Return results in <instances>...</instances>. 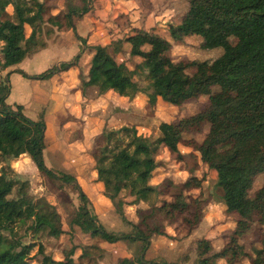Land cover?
I'll return each mask as SVG.
<instances>
[{
    "label": "trees",
    "instance_id": "1",
    "mask_svg": "<svg viewBox=\"0 0 264 264\" xmlns=\"http://www.w3.org/2000/svg\"><path fill=\"white\" fill-rule=\"evenodd\" d=\"M60 10L54 14L45 0H0V40H2L1 68L18 63L26 55L45 46V39L56 30H74L73 20L80 18L91 8L90 0H61ZM184 18L174 27L178 35H198L206 37L209 30H215L216 36L205 38L201 45L221 47L222 53L211 61H172L167 55L168 42L161 40L160 46L149 42L147 50H141L145 43L141 34L138 42L129 38L130 53L141 60L137 68L145 72V89L139 88L133 79L136 67L128 68L123 62H117L106 46L95 47L86 74H78L81 86L106 83L120 96L132 97L137 92L147 96L150 105L156 96L166 97V88L182 78L181 71L192 67L191 75L184 78V89L173 91L170 102L174 105L191 98L204 86L217 85L223 91H231L236 85L240 90L233 96L224 92L210 95L205 108L194 117L181 118L169 126L170 133L185 130L198 116L209 118L207 142L203 150L214 151L218 145L230 143L226 160L216 161L212 166L227 173L220 201L225 211L236 204L238 221H247L253 217L264 216V186L261 192L248 197L243 186L244 179L251 171H264V0H185ZM11 6L10 18L5 6ZM29 28L27 36L24 27ZM3 33L5 34L3 36ZM237 34L233 45L226 44V37ZM179 37V36H178ZM80 39V38H79ZM73 61L51 66L37 76H31L16 70L26 78H45L74 65ZM8 93L6 80L0 82V163L7 158H16L27 154L40 175L48 177L56 185L60 182H74V178L64 172H54L46 167L42 151L45 148L43 138L44 121L39 113L35 119L29 118L20 104L5 101ZM92 147L88 157L93 163L95 181L103 185L112 210L129 228L114 232L104 228L97 218L87 209V197L76 183L71 185L77 190L78 205L68 221L70 229L75 228L81 235L100 239L107 243L121 241L134 243L136 250L132 258L119 257L114 264H174L163 260L139 259L146 250L151 235H164V223H172L174 213H182L189 202L181 192L171 201H162L159 205L151 203L153 196L165 194L171 182L161 180L150 184L149 180L157 167L155 154L157 145L163 143L172 150L175 144L168 136L154 140L143 138L134 126L121 125L117 128L94 129ZM254 136L244 150L238 142L245 137ZM3 171L0 169V175ZM198 180L190 176L187 185L196 187ZM28 181L6 178L0 183V231L6 230L13 236L6 238L0 234V264H29L31 249L36 246L34 264H97V260L106 253L96 244L74 246L63 252L61 259L55 260L43 251L40 244H23L15 236V230L23 226L31 232L44 231L52 237H59L62 230L60 216L55 208L44 198H32L28 193ZM14 189V190H13ZM13 190V192H12ZM126 191L132 199L130 204L148 203L146 210L135 209L137 220L125 218L122 206L125 203L121 192ZM193 218L185 219L194 226L199 219L198 201H193ZM197 210L199 211L197 213ZM208 239L195 240L192 264H206L201 259L208 257L210 264H240L247 259L248 264H264V244L252 254L237 249L212 251ZM78 249L75 259L73 252ZM185 256L181 258L184 262Z\"/></svg>",
    "mask_w": 264,
    "mask_h": 264
},
{
    "label": "rangeland",
    "instance_id": "2",
    "mask_svg": "<svg viewBox=\"0 0 264 264\" xmlns=\"http://www.w3.org/2000/svg\"><path fill=\"white\" fill-rule=\"evenodd\" d=\"M108 0H103V6L107 5ZM110 1V0H109ZM182 5L178 12L177 18L183 19L184 15L181 12L186 10L185 0H181ZM50 8V13L54 14L60 10L61 0H45ZM97 0H90L91 8L95 5ZM5 11L10 18L11 6L6 5ZM183 16V17H182ZM176 21H172L168 28L164 31L168 35L167 38L159 36L154 32L144 34V40L149 42L152 46H160L161 40L168 42L169 46L166 50V55L172 61H211L222 53L221 47H211L201 45L205 38H212L216 36L215 30H209L207 36L201 37L198 35H178L174 31ZM180 23V22H179ZM178 23V24H179ZM29 28L24 27V34L27 36ZM5 34L3 33V36ZM164 36V35H163ZM178 36L181 39H178ZM49 37V36H48ZM137 37V36H136ZM131 38V41L137 39ZM237 34H231L226 37V44L233 45L236 41ZM128 41V40H127ZM148 47L147 44H145ZM2 40H0V49ZM130 49V48H129ZM131 59V58H130ZM127 58L125 61L130 65V68L136 67ZM1 64V53H0ZM6 68V67H5ZM0 67V82H4L3 70ZM193 72L192 67H188L181 71L182 78L176 79L174 85L166 88L164 98L160 96L159 104L157 103V96L154 103L150 105L147 101L145 92V103L138 102L137 106L140 110L132 113L126 111L124 115H120L119 121H113L111 126H100V128H117L121 125L134 126L137 133H139L146 140H154L157 137L168 136L175 144V150H172L163 143L157 145L155 161L157 163L156 169L153 172L149 183L156 184L157 180L168 179L171 184L165 194L153 196L151 203L159 205L162 201H171L178 192H181L186 201L189 202L188 208L182 213H174L172 223H164V235H151L149 244L143 253V258L146 260H163L165 262H174V264H192L194 259L195 240L200 238L208 239L212 246V251L215 250H230L237 249L252 254L255 249L260 248L264 244V216L253 217L247 221H238L235 213L237 205L235 204L229 212L225 211V207L221 206L220 196L225 190L224 182L227 179V173L221 169L214 168L212 165L219 160H226L228 157L227 149L230 143L218 145L214 151H204L203 145L207 142V132L209 125V118L206 115L198 116L186 125V129L177 133H170L169 126L176 123L181 118L195 117L196 114L202 111L210 95H215L219 92H224L230 96L235 95L240 90V86L236 85L231 91H223L217 85L205 84L199 88L194 95L182 101L181 103L170 106L169 99H172L173 91H182L184 89V78L190 76ZM145 72L136 67L133 79L141 89H145L146 80L144 79ZM142 93V92H141ZM12 94V93H11ZM13 95L9 96V101H12ZM156 100V101H155ZM162 101V102H161ZM128 112V113H127ZM144 115L150 117L143 118ZM155 118H154V117ZM37 117V116H36ZM97 128V127H95ZM78 125H74L72 129L65 130L63 137L55 139L58 144L48 148L45 152L44 164L54 172H64L74 178L75 183L79 189L87 197V209L90 214H93L98 222L106 229L114 232L126 231L128 226L123 223L118 215L112 210L110 202L102 195L103 189L92 185L89 178L93 174V163L88 157V151L92 147L93 135L82 137ZM257 139L254 136H248L240 140L237 144L240 150H244L253 140ZM48 153V154H47ZM24 157L19 155L16 158H7L0 163V169L3 173L0 175V183L6 178H15L19 180L28 181V193L32 198H44L51 204L60 216L63 225V233L59 237H52L44 231L31 232L26 230L23 226L16 228L15 236L21 243L40 244L43 251L49 254L53 259L59 260L64 251L72 248L82 247L85 244H96L99 247L108 249V245L104 241L90 236L81 235L77 229L68 227V221L73 216L76 206L79 203L77 198V190L73 188V182H67L56 185L44 175H40L35 165L32 163L28 155ZM63 156V157H62ZM78 158L77 165L81 167L79 173L71 174L67 171L66 165L72 164L74 157ZM51 159H50V158ZM50 161V163H49ZM64 162H68L64 166ZM75 163V161H74ZM51 165V166H49ZM65 168H63V167ZM77 167L76 165H71ZM193 176L198 180V186L193 187L187 185V179ZM160 182V181H158ZM243 186L248 197L259 194L264 186V171H251L244 179ZM14 190V189H13ZM12 190V192H13ZM124 200L122 206L123 214L126 219L136 221L135 209L146 210L149 207L148 203L138 202L137 204H130L131 197L127 195L126 191L121 192ZM198 201L197 213L200 215L194 226H191L185 219L192 220L193 216V201ZM202 211V214H201ZM202 215V217H201ZM203 216H205V221ZM223 228V229H220ZM0 234L6 238L13 236L6 230L0 231ZM220 237V238H219ZM220 241H219V239ZM212 242V244H211ZM124 244V243H123ZM134 243H125L124 247L113 252L102 254V257L97 260V264H114L119 257L131 255L128 258L135 256L136 250ZM36 246H34L29 253V264H34L39 256H35ZM78 249L73 252L72 258L75 259L78 254ZM120 254V255H119ZM185 256L184 262L181 258ZM201 262L209 264L210 259L204 257ZM224 264L223 261H218ZM240 264H248L247 259H242Z\"/></svg>",
    "mask_w": 264,
    "mask_h": 264
},
{
    "label": "crops",
    "instance_id": "3",
    "mask_svg": "<svg viewBox=\"0 0 264 264\" xmlns=\"http://www.w3.org/2000/svg\"><path fill=\"white\" fill-rule=\"evenodd\" d=\"M182 4L181 0H108L107 5L103 6V0H97L92 8L80 18L73 20V31L70 28L54 29L45 39L44 47L3 70L8 86L5 101L9 104H20L24 113L31 119H35L39 113L42 114L45 142L42 151L43 161L46 160L47 149L58 144L55 139L59 140L58 137H63V132L72 129L74 125L79 126L82 137L90 136L94 129H99L104 124L111 126L113 121H119L120 115H124L126 111L135 113L140 110L137 103H145L144 93L137 92L132 97L120 96L106 83L81 86L77 76L86 74L97 46H106L115 60L123 62L128 68L131 64L125 61L127 58L138 64L141 58L130 53L131 44L127 40L137 36L135 42L131 41L137 43L140 35L148 32L159 33V36L167 38L168 35L164 31L168 25L172 21H176L175 24L181 21L177 18L176 11ZM185 12L186 10L181 14L185 15ZM145 44L148 45V42L146 41L139 48L147 50ZM74 58H76L74 65L45 78H26L16 71L21 70L27 75L37 76L51 66L73 61ZM10 95H13L12 101L8 99ZM159 99L160 96H157L158 104ZM167 104L175 106L171 102ZM146 117L150 116L143 114V118ZM20 155L27 157L25 153ZM71 159V165L77 167L73 168L68 162H64V166L69 164L65 167L74 175L79 173L81 167L77 165L78 158L74 156L69 158ZM160 179L156 184L161 181ZM89 181L92 182L93 187L95 185L103 189L102 183L95 181L94 170ZM107 201L109 202L108 199ZM220 205L224 207L222 203ZM202 219L205 221V216ZM104 243L109 247L108 249L103 247L107 252H115L124 247L121 241Z\"/></svg>",
    "mask_w": 264,
    "mask_h": 264
},
{
    "label": "water",
    "instance_id": "4",
    "mask_svg": "<svg viewBox=\"0 0 264 264\" xmlns=\"http://www.w3.org/2000/svg\"><path fill=\"white\" fill-rule=\"evenodd\" d=\"M73 183H75V181H74ZM142 254H143V251L140 253V255H139V259H141Z\"/></svg>",
    "mask_w": 264,
    "mask_h": 264
}]
</instances>
